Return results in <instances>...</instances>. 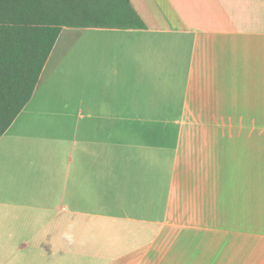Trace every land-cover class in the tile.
Segmentation results:
<instances>
[{"label": "crops", "instance_id": "0c3cea01", "mask_svg": "<svg viewBox=\"0 0 264 264\" xmlns=\"http://www.w3.org/2000/svg\"><path fill=\"white\" fill-rule=\"evenodd\" d=\"M164 1L61 30L38 84L82 93L0 137V264H264V0Z\"/></svg>", "mask_w": 264, "mask_h": 264}, {"label": "trees", "instance_id": "16d2710c", "mask_svg": "<svg viewBox=\"0 0 264 264\" xmlns=\"http://www.w3.org/2000/svg\"><path fill=\"white\" fill-rule=\"evenodd\" d=\"M63 28L144 29L130 0H0V137L32 98Z\"/></svg>", "mask_w": 264, "mask_h": 264}, {"label": "rangeland", "instance_id": "374dc122", "mask_svg": "<svg viewBox=\"0 0 264 264\" xmlns=\"http://www.w3.org/2000/svg\"><path fill=\"white\" fill-rule=\"evenodd\" d=\"M156 4L158 6H160L161 9H164L166 10L167 9V4L164 0H155ZM50 62L47 66V69H46V72H45V75H44V78L41 80V82L38 84V88H37V91L35 92L36 95H40L42 93H45L46 91H48V87L50 85H53L50 81H51V78L47 79V75L50 73ZM49 72V73H48ZM58 73H63V71H59ZM54 79V77H53ZM52 79V80H53ZM59 79V78H58ZM55 83H57V86H60V81L58 80H54ZM50 89H51V86H50ZM52 91L50 93H53V94H58L59 96H61V98H66L67 96H73V95H78L80 93H82V90H81V87H74V86H67V84L63 85V87H58V88H52L51 89ZM77 92H79L78 94H76Z\"/></svg>", "mask_w": 264, "mask_h": 264}]
</instances>
